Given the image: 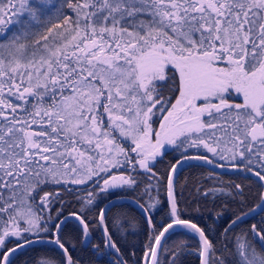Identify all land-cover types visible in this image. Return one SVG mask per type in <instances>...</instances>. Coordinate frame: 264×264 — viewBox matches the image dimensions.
Instances as JSON below:
<instances>
[{
  "label": "snow or ice",
  "instance_id": "1",
  "mask_svg": "<svg viewBox=\"0 0 264 264\" xmlns=\"http://www.w3.org/2000/svg\"><path fill=\"white\" fill-rule=\"evenodd\" d=\"M169 153L165 183L155 164ZM221 161L256 178L259 200L249 205L243 184H199L198 202L235 205L214 242L185 218L174 176L183 162ZM153 181L166 192L162 224ZM98 193L133 196L147 214L135 264H264V0H0V264L44 243L58 252L35 264H82L63 235L66 197L80 205V242L102 228L93 254L132 264Z\"/></svg>",
  "mask_w": 264,
  "mask_h": 264
},
{
  "label": "trees",
  "instance_id": "2",
  "mask_svg": "<svg viewBox=\"0 0 264 264\" xmlns=\"http://www.w3.org/2000/svg\"><path fill=\"white\" fill-rule=\"evenodd\" d=\"M173 98V102H174ZM230 102H238L237 100H232ZM207 119V117H205ZM159 125V119L154 127ZM190 152H195V149H189ZM205 155H211L209 153H204ZM178 153H169L167 155H162L157 157L158 163L155 164V171L165 177L175 163ZM221 164H225L226 168L219 170V172L204 166H197V162H185L179 166L180 170L174 176L176 189L180 195V208L184 210L185 218L193 219L202 229L206 230L208 235L212 238L214 242H218L221 239V232L226 226L225 221L232 216L231 208H235V205H231L230 208H225L224 199H217L214 202L211 200L204 201L199 200L195 196L196 188L199 184L205 186L212 185L215 182V186L224 188L225 191L229 190L232 184H243L245 186V195L248 197V204L253 205L259 200V190L255 184L256 178L251 176L249 173L247 178L243 172L236 171L226 164V162L221 161ZM214 174L211 180L206 179L208 173ZM153 195L159 192L157 199L160 201L158 206L152 209V219L156 224H162L164 222L165 213L167 211L166 203V192L162 189L157 188L155 181H153ZM58 187V186H53ZM75 187V186H74ZM83 187V186H78ZM144 185H141L143 189ZM101 199L97 201L99 208H102L107 201L110 199H103L104 193H98ZM82 195L86 196L87 193L84 192ZM39 199V198H38ZM116 199V198H113ZM147 199V198H145ZM66 206L62 209L63 217L75 213L80 210L79 203L74 198H67L69 201ZM133 200V196H122L115 203L120 205V207H112V203L107 207L110 210L107 212V227L112 230L113 237L120 247L123 255L132 264H135L137 259L142 258L144 251V244L148 240L149 226L147 224V214L142 211V209L136 203H130ZM60 205L57 204L52 209V215L55 216L56 208ZM199 211H196V209ZM224 211V215L219 219L216 217L217 212ZM99 209L88 213L89 222H93L94 218L98 217ZM119 215L120 226L117 227L114 223L117 216ZM45 216L48 215L46 211ZM259 216L256 220H259ZM255 221H249L248 224H242L240 228L236 231H249L251 223ZM78 221L72 218H68V224L64 228V239L68 243L69 247H73L74 250L72 255L79 259L82 264H115L114 256L108 255H94L92 245L99 244L101 249H104V239L101 236L99 230L95 226L90 229L91 242L84 245L80 242V231L81 228L78 227ZM95 224H98V218L95 219ZM14 239V238H13ZM179 239L177 236L173 235L168 241L169 245ZM198 242V239H197ZM191 243V242H190ZM13 245L9 244L8 247L11 248ZM219 246V244H218ZM106 251V250H105ZM58 249H55L53 245L44 244H34L31 248H25L23 253L18 252L14 259V264H35V261L42 256H55ZM185 264H199L198 259L194 255H187L185 257Z\"/></svg>",
  "mask_w": 264,
  "mask_h": 264
},
{
  "label": "water",
  "instance_id": "3",
  "mask_svg": "<svg viewBox=\"0 0 264 264\" xmlns=\"http://www.w3.org/2000/svg\"><path fill=\"white\" fill-rule=\"evenodd\" d=\"M183 163H185V162H183ZM206 167H208V168H211V169H213V170H215V171H217V172H219V170H223V169H225L226 168V166L224 167V168H215V167H211V166H208V165H205ZM172 167V166H171ZM171 169V168H170ZM170 171V170H169ZM169 173V172H168ZM168 175V174H167ZM176 175V174H175ZM119 198H116V199H110L109 201H107L106 202V204L102 207V208H105V207H108L111 203H113V202H116L117 200H118ZM166 203H167V197H166ZM65 217H67V218H72V219H74L75 220V217L74 216H72V215H68V216H65ZM79 223V222H78ZM98 223H99V220H98ZM99 232H100V234H101V236L103 237V229L102 228H100V230H99ZM103 239H104V237H103ZM198 239V238H197Z\"/></svg>",
  "mask_w": 264,
  "mask_h": 264
},
{
  "label": "rangeland",
  "instance_id": "4",
  "mask_svg": "<svg viewBox=\"0 0 264 264\" xmlns=\"http://www.w3.org/2000/svg\"><path fill=\"white\" fill-rule=\"evenodd\" d=\"M229 100L230 101H234V100H237L236 96H235V93H233L232 97H229ZM157 129L159 128V125L156 127Z\"/></svg>",
  "mask_w": 264,
  "mask_h": 264
},
{
  "label": "flooded vegetation",
  "instance_id": "5",
  "mask_svg": "<svg viewBox=\"0 0 264 264\" xmlns=\"http://www.w3.org/2000/svg\"><path fill=\"white\" fill-rule=\"evenodd\" d=\"M134 155V154H133Z\"/></svg>",
  "mask_w": 264,
  "mask_h": 264
}]
</instances>
